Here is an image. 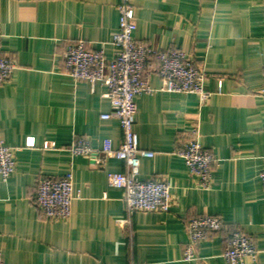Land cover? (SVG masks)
Masks as SVG:
<instances>
[{
	"label": "crops",
	"instance_id": "obj_1",
	"mask_svg": "<svg viewBox=\"0 0 264 264\" xmlns=\"http://www.w3.org/2000/svg\"><path fill=\"white\" fill-rule=\"evenodd\" d=\"M120 0H0V56L14 60L0 83V143L16 149L11 177L0 179V254L3 264H226L228 234L252 238L264 264V98L254 94L264 75L262 0H130L133 38L158 50L177 49L204 73L205 102L195 94L166 93L156 73L144 77L155 91L135 97L133 132L138 180L171 188L169 211L126 213L123 191L107 177L123 163L91 165L69 148L81 137L93 150L115 151L122 134L107 89L67 74V44L82 42L111 59ZM220 85V91L218 86ZM197 127L216 163L211 186L199 189L176 155ZM33 139L34 147H26ZM71 173L73 201L66 220L44 218L34 204L39 178ZM219 217L223 228L183 261L189 220ZM125 221V223H124Z\"/></svg>",
	"mask_w": 264,
	"mask_h": 264
},
{
	"label": "built area",
	"instance_id": "obj_2",
	"mask_svg": "<svg viewBox=\"0 0 264 264\" xmlns=\"http://www.w3.org/2000/svg\"><path fill=\"white\" fill-rule=\"evenodd\" d=\"M117 11L118 26L110 41L115 49L111 59H107L102 50L86 49L79 41L67 44L64 65L70 77L75 81L87 82L92 91L98 83L106 87L104 97L110 102V111L102 114L101 119L118 121L122 134L121 143L115 151L103 150L99 153L91 148L87 138L81 137L71 145L69 151L73 156L86 158L95 167H101L103 161L108 158L122 161L123 171L110 173L107 185L109 188L123 191V201L128 215L136 212L166 213L172 203L168 183L162 180L141 181L137 178L140 158H152L154 155L138 149L137 137L133 132L135 97L155 91L144 80L150 73L159 76L161 80L159 90L162 92L195 94L202 103L207 101L212 93L204 90V73L195 65L192 57L177 49L158 50L133 38L136 17L130 0H120ZM16 68L14 60L0 56V83L10 80ZM254 94L264 98V75L260 88ZM25 146L34 147L33 139H27ZM15 152L16 149L0 143V179L3 182H6L13 173ZM176 155L183 160L196 187L209 189L211 167L216 163V158L202 146L195 125L176 151ZM259 177L264 187V170ZM73 199L71 173L59 178L37 180L34 204L44 218L68 219ZM222 228L221 219L212 215H202L189 220L183 261L196 260V247L220 232ZM257 255L258 250L251 237L238 231L229 232L227 246L221 254L226 264H244L246 259L255 262ZM0 264H3L1 254Z\"/></svg>",
	"mask_w": 264,
	"mask_h": 264
}]
</instances>
